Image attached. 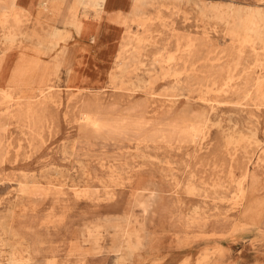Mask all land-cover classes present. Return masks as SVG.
<instances>
[{
    "label": "rangeland",
    "instance_id": "1",
    "mask_svg": "<svg viewBox=\"0 0 264 264\" xmlns=\"http://www.w3.org/2000/svg\"><path fill=\"white\" fill-rule=\"evenodd\" d=\"M98 3L50 0L59 15L36 8L11 41L0 27V88L29 83L0 93V264H264V95L218 89L238 62L264 74V0ZM73 13L101 39L65 41ZM217 148L249 169L241 200Z\"/></svg>",
    "mask_w": 264,
    "mask_h": 264
},
{
    "label": "bare ground",
    "instance_id": "2",
    "mask_svg": "<svg viewBox=\"0 0 264 264\" xmlns=\"http://www.w3.org/2000/svg\"><path fill=\"white\" fill-rule=\"evenodd\" d=\"M48 1L49 0H42L41 1L40 6H39V9H40L39 13L44 14L45 12H47L49 10ZM90 1L93 2V6L98 5L101 8L103 5V3L99 4L98 0H90ZM87 5L88 4L85 2V6H87ZM2 11H3V13L1 16L2 18H0V27L3 30H5V33H4L5 40L11 41L16 36L23 35L24 33L21 32V29L23 26L22 17H25V16L23 15L22 11L19 9H16L14 7L12 1L10 2L9 6L2 8ZM82 18L83 17H78V15L73 13V15H72L71 19L68 21V23L72 25V27L74 28L75 31H73V32L67 31L66 35L64 37L65 41H66V38L68 39L71 37L72 38L73 37L74 38H78V37L79 38H83V37L84 38H90V40L93 41L97 27L95 24H91V23L89 24V23L85 22ZM256 33H259V31H256ZM50 35L52 37L59 35V29L55 28V27L52 28ZM26 36L27 37H29V36L30 37H36L35 35H31V34H27ZM176 46H177V43H175V41H174L173 50L167 51L170 60H174L176 58L175 54H177V52H176V50L174 51V48ZM2 52L3 51L0 49V72L2 71V67L5 64L4 58L6 56L4 54L2 55ZM243 55H244V49L243 48L238 49L237 50L238 59H241V57ZM21 57L25 58L26 56L22 55ZM257 67H258L257 64H244L243 65V64H240L238 62L237 64H235V66L233 68H227L226 69L227 77L223 80V83H222V85L219 86V88L217 85V88L219 90H221L223 93H229V92L233 91L238 96H242L245 98H249L251 96V94H253V93H261L262 95H264V74L263 75L260 74V76H258L256 79H253L251 77V74H250L251 71L256 72L255 70L257 69ZM191 68H192V66H191ZM51 82H52V80H48L46 87L38 89L37 95L42 98V97H46V95L48 93L53 92L54 85ZM8 83H9V86L7 87V89L6 88H0V93L11 92L12 91L11 85H13L15 83L19 84V85H28L29 84L28 81H25V79L23 77L18 76L17 74L10 75ZM217 83H218V80H217ZM7 95L9 97H12L10 94H7ZM132 127H134V126H132ZM203 129H205V128H202L200 130V132L196 134V137L201 138L203 141L211 140V134H210V131H208L209 128H206L208 132H206V130L203 132L202 131ZM201 133H202V136H200ZM179 137H181V136H179ZM190 137H192V136H190ZM217 156H218L217 172L225 169V170H227V174H228L229 178H231V179L237 178V179L241 180L242 184H240V185H242V189H241V194L239 197L241 200L243 198V196H245V194H246V180L249 179V169L247 167H245V165L244 166L239 165V163H238L239 158H236L233 161V163H231L229 165L221 163V159L223 157L226 158L228 156V154H225V152L221 148H217ZM231 156H233V155H231ZM245 156H247V155H245ZM213 189H215V188H213ZM127 242H131V241L128 240ZM51 257H54V256H51ZM53 260L54 259L49 258L47 260L48 264H53L54 263ZM19 264H24V263L19 262Z\"/></svg>",
    "mask_w": 264,
    "mask_h": 264
},
{
    "label": "crops",
    "instance_id": "3",
    "mask_svg": "<svg viewBox=\"0 0 264 264\" xmlns=\"http://www.w3.org/2000/svg\"><path fill=\"white\" fill-rule=\"evenodd\" d=\"M12 2H13V5H14V7L16 8V9H19V10H21L22 11V13H23V15L25 16V15H31L35 10L37 11V9H38V15L39 14H43V13H39V6H40V3H41V1L42 0H39V2H37L36 0H31V4L29 5V7H24L23 6V3H24V0H11ZM138 0H135V2H137ZM50 3V0L48 1V5H49V10L47 11V12H51L52 14H54L55 15V17L56 16H58L59 15V12H60V7L58 6V5H56V4H49ZM56 7H55V6ZM92 6H93V2H92V4H91ZM37 8V9H36ZM136 9H138V7H136ZM53 10V11H52ZM108 18L110 19V20H115V19H117L118 21H120V18H121V13H120V11L119 10H117V9H111L109 12H108ZM40 17V16H39ZM85 22H87V23H91V24H95L96 25V32H95V35H94V39H93V42H96L97 40H100L101 39V31H100V28H99V26L97 25V23L94 21V20H92V19H89V18H87V17H83L82 18ZM120 23H122L123 24V27H124V29H126L127 28V26H128V20H125V19H122V21H120ZM40 24H43L42 22H41V20H38L37 21V25H40ZM40 26H42V25H40ZM50 34V33H49ZM125 34V30H124V33H123V35ZM31 35H35V36H38L39 34H37L36 32H33ZM40 36V35H39ZM90 38H85V40H89ZM45 49V48H44ZM46 51H44L43 49H39V48H36L35 49V51H36V53L38 54V55H41V54H43V52H47L48 53V49H45ZM119 52H120V49H119ZM119 52H118V54H119ZM46 53V54H47ZM117 54V55H118ZM21 59H24V58H21ZM20 58H19V61L21 60ZM29 60V61H35V60H40L39 58H30V57H27L26 56V58L24 59V60ZM23 61V60H22ZM44 66H47V65H45V64H43ZM42 64H38L37 66L38 67H40V66H43Z\"/></svg>",
    "mask_w": 264,
    "mask_h": 264
}]
</instances>
